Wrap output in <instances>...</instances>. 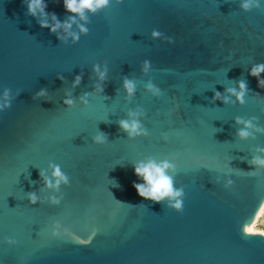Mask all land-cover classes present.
Segmentation results:
<instances>
[{"label": "water", "instance_id": "water-1", "mask_svg": "<svg viewBox=\"0 0 264 264\" xmlns=\"http://www.w3.org/2000/svg\"><path fill=\"white\" fill-rule=\"evenodd\" d=\"M251 2L108 0L74 17V41L0 0V264H264V238L242 231L264 203V89L249 75L264 0ZM44 3L68 21L63 0ZM149 161L171 165L182 213L138 196L134 166ZM55 167L66 182L46 187Z\"/></svg>", "mask_w": 264, "mask_h": 264}, {"label": "clouds", "instance_id": "clouds-1", "mask_svg": "<svg viewBox=\"0 0 264 264\" xmlns=\"http://www.w3.org/2000/svg\"><path fill=\"white\" fill-rule=\"evenodd\" d=\"M27 6V14L32 17H36L37 13H39L42 17L45 15H51L53 23L49 24L46 21L40 22V27L42 29H47L51 33L55 34L59 31L61 27H63L65 33L70 35L75 41L78 37L70 32L72 25L76 23L74 19L75 16H79L80 19H85V12L95 13L97 10L104 8L108 5V0H63V7L66 12L70 14L67 22L63 23V25L57 20L54 13H45V8L47 5L44 3V0H24ZM258 6V4L253 5L251 0L249 3H245L242 7L245 10H248L250 7ZM80 31L85 33L87 29L80 27ZM67 35L64 37L67 38ZM160 33L158 31H153V38L159 37ZM60 39L61 37H57ZM148 62H145L144 70L147 71ZM95 72L99 73L98 68H94ZM262 74H264V65H256L254 66L249 75L252 78L257 80V86L261 89H264V79H261ZM104 73H99V78L102 81L104 79ZM62 79V78H61ZM82 80L81 76H77L73 83V87H77ZM124 88L127 93L131 95L134 92V84L132 81L125 79L123 83ZM149 89L154 92V94H159V89H153L151 84L148 85ZM240 92L235 93V90H229L236 94L238 99L243 102L242 98L247 90V84L244 81H240L239 83ZM46 92L41 90L37 93L36 99L45 98ZM220 94L216 93L214 99H219ZM5 98H7V92L5 93ZM65 106H71L72 100L66 99L64 101ZM4 107H8L7 104ZM237 123H240L238 120ZM120 129L129 134V136L138 135V129L140 125L136 121H132L129 123L128 121L120 122ZM250 125H246L248 127ZM238 135L241 138H246L249 133L241 130ZM106 137L103 133L96 136V143H103ZM252 164L264 167V160H260L258 158L252 161ZM171 165L168 162H162L160 164H156L155 162L149 161L147 164L141 163L134 166V175L138 179H142L143 183H134L133 188L137 192L138 196L144 200L150 201L152 203L161 204L164 200H169L168 207L174 209L176 213H182L184 210L183 201L178 199L182 195V191L176 190L173 187V179L171 176L166 174V170L169 169ZM43 175V174H41ZM53 177L56 179V184L53 185L50 180H45L46 187H58L61 182H66V177L61 173L59 167H55L53 169ZM231 183V182H229ZM30 202L35 204L36 197L35 194H31ZM174 201V202H173ZM53 203H59V201L53 200ZM242 231L244 236L254 238L260 237L264 238V203H262L258 210L254 214V218L247 224L242 226ZM53 235H58V233H53ZM81 244H87L89 241L80 240ZM9 243H13V241H9Z\"/></svg>", "mask_w": 264, "mask_h": 264}]
</instances>
